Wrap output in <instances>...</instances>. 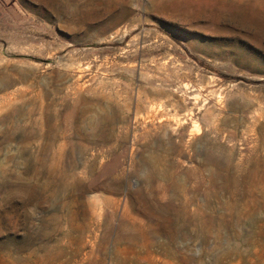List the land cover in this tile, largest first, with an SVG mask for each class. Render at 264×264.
I'll return each instance as SVG.
<instances>
[{"label":"rangeland","instance_id":"1","mask_svg":"<svg viewBox=\"0 0 264 264\" xmlns=\"http://www.w3.org/2000/svg\"><path fill=\"white\" fill-rule=\"evenodd\" d=\"M0 264H264V0H0Z\"/></svg>","mask_w":264,"mask_h":264}]
</instances>
